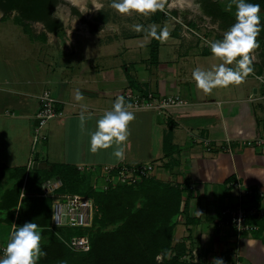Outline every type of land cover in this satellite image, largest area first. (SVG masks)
I'll return each instance as SVG.
<instances>
[{
    "label": "crops",
    "instance_id": "0c3cea01",
    "mask_svg": "<svg viewBox=\"0 0 264 264\" xmlns=\"http://www.w3.org/2000/svg\"><path fill=\"white\" fill-rule=\"evenodd\" d=\"M196 7L204 13L200 5ZM65 10L60 14L64 28L56 33L46 32L42 38L45 46L56 45L61 50L60 66L51 67L39 58L41 66L34 67L28 77L10 75L4 80L13 95L6 98L13 102L9 107L14 110L9 111L8 107L0 111V118L18 115L17 122L27 121V128L33 129L38 96L45 88L57 98L55 107L60 112L44 129L46 139L40 145V155H35L34 160L30 154L27 161L15 167L35 169L34 161L41 158L49 169L52 165L92 166L95 178L101 179L105 165L153 161L154 169L147 178L175 186L181 192L174 241L186 238L188 247L195 249L198 259L203 257L207 264H216L217 258L222 259L223 264H232L236 248L244 264H264V215L250 214L248 222L257 228L239 237L231 225L221 223L224 217L220 216V210L238 206L237 190L230 187L235 180L243 183V189L256 191L251 196H243L242 206L264 210V147L253 142L264 137V81L260 78L264 77V51L254 48L250 53L252 72L257 80L246 78L238 84L204 92L192 78L193 69L198 67L193 50L200 46V40L193 41L191 33L198 27L197 22L187 18L174 24L154 20L147 25V32L124 30L110 34L105 32V27L110 25L102 17H96L98 9L88 6L87 1L73 3ZM178 14L184 16L185 12ZM3 16L0 10V21ZM216 22L222 28L220 20ZM129 24L121 23L118 28L127 29ZM153 27L157 36L151 35ZM162 28L167 29L168 36L161 40L157 37ZM28 32L33 41L40 38ZM3 33L2 36L13 40L8 28ZM262 39L264 41V37L259 38L257 43ZM45 57L50 59L49 55ZM198 62L203 67V62ZM127 90L140 94L149 90L175 94L186 103L171 106L161 113L127 108L134 119L129 122L128 137L123 142V159L113 155L115 145L93 153L89 141L96 120L111 109L118 96L128 105ZM77 91L81 93L79 100ZM167 134H170V143L166 150ZM249 140L252 144H247ZM206 144L211 149H207ZM13 168L0 163V177L9 181L0 193L12 185L10 169ZM5 172L7 176L1 175ZM23 194L22 191L21 196ZM2 223L6 222L0 221ZM12 228L14 224L9 226L7 239L0 241V256Z\"/></svg>",
    "mask_w": 264,
    "mask_h": 264
},
{
    "label": "trees",
    "instance_id": "16d2710c",
    "mask_svg": "<svg viewBox=\"0 0 264 264\" xmlns=\"http://www.w3.org/2000/svg\"><path fill=\"white\" fill-rule=\"evenodd\" d=\"M1 1L6 11L18 10L14 19L27 31L32 22L44 24L39 35L42 37L46 32L56 33L64 28L61 19L52 17L60 0ZM198 1L206 15L212 20H220L222 28L228 29L235 22V4L231 0L226 3L221 0ZM251 2L258 3L264 14V0ZM72 10L78 13L76 8ZM261 26L264 31L263 19ZM169 143L170 134H167L164 139L166 150ZM57 175L62 180L57 192L81 193L93 199L95 211L90 227H51L53 199L40 194L42 183ZM10 177L12 185L0 193V210L6 211L0 221L10 226L33 221L39 226L44 238L40 242L44 255L36 264H207L203 255L198 262L184 258L192 252L186 238L174 241L181 203V192L175 186L145 177L135 185L118 184L104 190L94 188L91 174L70 165H52V169L18 166L10 169ZM13 231L14 228L11 233ZM74 235H88L90 248L87 251L72 249L67 241Z\"/></svg>",
    "mask_w": 264,
    "mask_h": 264
},
{
    "label": "rangeland",
    "instance_id": "374dc122",
    "mask_svg": "<svg viewBox=\"0 0 264 264\" xmlns=\"http://www.w3.org/2000/svg\"><path fill=\"white\" fill-rule=\"evenodd\" d=\"M84 1L88 2V6H92L94 7V9H98L95 12L96 17H102L103 20H106V23L110 26L105 27V32H108L110 34H114L116 31L121 32L124 30H136L134 25L137 24H142V27L139 31L136 30V32H147L149 28L147 25H151L152 21L154 20H158L166 24L170 21L172 24H174V22L177 21L184 22V19L187 18L193 22H197L198 27H194V31L191 32L193 34V41L200 40V46H195V49L193 50L196 55V57H194V53L192 55V57L196 59L195 64L198 65V67L201 69L208 70L212 69L215 65L222 62L218 57H215L211 53L209 44L211 41L219 39H217L216 37L223 36L225 30L221 28L215 20L210 19L208 15H206L205 13L201 14L200 9L196 7L199 5L196 2L197 0H187V2L182 5H179L177 0H159V2L163 4V8L157 9L156 12L150 13L148 15H139L135 12H132L130 14L118 13L114 8L111 7V0ZM221 1L225 3L227 2V0ZM71 3L76 2H73L72 0H69L68 2L63 1V5H61L59 9L60 14H64V12L66 11L65 9L70 7ZM191 9H194V11H191ZM180 11L185 12V15L180 16V14H178V12ZM99 14L101 15L100 17L98 16ZM259 15L261 19L264 20V14L259 13ZM174 17H176V21L174 20ZM13 18L14 16H12V14H4L3 19L0 21V111H3L9 106L13 105V102L11 103V100L6 98L7 96H13L12 92L8 89L9 85L7 84V81H4L7 79V76L24 75V77H28L27 74L33 69H36L34 67L38 68L41 66L39 58H41L46 65H50L51 67L53 66L54 68L59 67L62 63V53L56 45L54 47L45 46L42 36H39L40 38L36 42L33 41L29 35V32L24 28L22 23H19ZM124 22H127V24H131H129L130 26L127 29L118 28V26H120L121 23L123 24ZM132 24L133 27H131ZM20 25H22L24 29ZM7 28L10 30V36L13 37V40H8L7 37L2 36V34H4L3 31ZM29 28L30 34L32 33L34 35H40L41 28L38 24H30ZM24 32H26V34ZM203 35L204 37L206 36L204 40L200 38ZM263 37L264 31L262 30L261 26L259 30V38ZM259 38H256V40H258ZM263 42L264 41L262 39L261 42H259L258 47H256L257 49H259V52L264 51ZM48 55L50 56V59H47L45 57ZM198 61L203 62V67ZM232 66H235L234 62ZM251 67L253 66L251 65ZM254 73H249L244 79H256L254 77ZM7 110L13 111L14 108L9 107V109ZM15 114H17L16 111ZM17 118L18 115H16L15 118H12V116L0 118V163H4L8 166L14 167L15 165L22 164L23 162L27 161L28 159L26 158H28V156L30 157V154L35 157V160L36 156L40 155V145H42L43 142L39 140L35 141L34 127L33 129L27 128V121L23 119L25 121L23 124L22 122H17ZM24 125L26 127H24ZM39 161H42L41 158L39 159ZM150 162L154 163L153 161ZM88 172L89 171L83 173L92 175V178L90 177V179H92L93 186L96 185L94 186V188L103 189L102 180L95 178L94 171H91L90 173ZM1 175L7 176V173L5 172ZM0 182V190H4L5 186L7 187L9 183V181L7 183L1 177ZM231 188L237 190L235 196L238 197V189L235 187ZM5 212L6 211L0 210V214L2 215H4ZM9 226L10 225L7 222L5 224H0V241L7 239ZM177 228L179 232V227ZM43 240L44 238L41 237L40 242H43ZM160 257L161 256H158V259H161Z\"/></svg>",
    "mask_w": 264,
    "mask_h": 264
},
{
    "label": "clouds",
    "instance_id": "9594fccd",
    "mask_svg": "<svg viewBox=\"0 0 264 264\" xmlns=\"http://www.w3.org/2000/svg\"><path fill=\"white\" fill-rule=\"evenodd\" d=\"M235 4V22L223 33L221 39L211 41L210 51L222 62L212 69L204 70L199 67L192 71V78L198 88L204 92L211 91L214 87H227L230 84L240 83L252 72V57L250 53L258 46L256 37L261 28V17L258 14L260 5L251 0H231ZM111 7L118 13L139 15L154 13L162 9L159 0H111ZM139 31L141 25H134ZM151 35L157 36L156 30L151 29ZM168 36L167 29L162 28L157 38L164 39ZM234 62L235 66H232ZM76 99H81L77 91ZM128 106L122 96H118L112 103L110 110L96 120L95 131L90 133V151L93 153L112 145L113 155L118 159L124 157L123 142L128 137V125L134 119V114L127 110ZM81 121L84 116L81 114ZM41 233L39 226L33 221H26L16 226L3 248L0 264H36L40 256L44 255L40 247ZM216 264H223L222 259H215ZM64 264V262H62Z\"/></svg>",
    "mask_w": 264,
    "mask_h": 264
},
{
    "label": "built area",
    "instance_id": "2783aa9c",
    "mask_svg": "<svg viewBox=\"0 0 264 264\" xmlns=\"http://www.w3.org/2000/svg\"><path fill=\"white\" fill-rule=\"evenodd\" d=\"M264 81V77L260 76ZM125 96L129 99L128 108L133 109H152L158 113L164 112L171 106L182 105L186 101L179 95L175 94H157L151 90L145 94L135 93L133 90H127ZM39 106L35 114L36 122L34 125L35 141H43L46 139L44 129L50 119L56 117L60 112L55 107L57 98L49 88H45L38 96ZM257 145L264 147V137L256 138L254 141ZM247 144H252V141H247ZM207 149H211L209 144H206ZM81 172L94 171V167L77 165ZM154 169V164L146 161L141 163L122 162L116 165H105L101 176L102 188L108 189L114 185H135L145 177H150ZM62 185L61 178L57 175L51 179H47L42 183L43 196L52 197L51 205V227L69 226V227H90L92 225L93 214L95 211L94 201L91 197L81 193H59L57 189ZM96 186V185H94ZM230 187L238 189V206L227 207L220 210V216L224 217L221 223L231 225L239 237L240 234L248 230L257 228L256 225L248 222L250 214L264 215V210L246 209L242 206L243 196H251L256 194L253 189H243V183L235 180L230 183ZM67 244L74 250L87 251L90 248V239L88 235H74L70 237ZM1 247V255L3 248ZM235 261L232 264H244L239 258L240 252L235 249ZM187 260L198 262V255L195 249L191 254L184 256Z\"/></svg>",
    "mask_w": 264,
    "mask_h": 264
},
{
    "label": "flooded vegetation",
    "instance_id": "af4514ba",
    "mask_svg": "<svg viewBox=\"0 0 264 264\" xmlns=\"http://www.w3.org/2000/svg\"><path fill=\"white\" fill-rule=\"evenodd\" d=\"M63 1H69V0H60L57 4H56V6L54 7V10H53V12H52V17H54V18H56V19H61V16H60V7H61V5H63ZM199 5H201L200 4V2L197 0L196 1ZM73 3H71V5H72ZM71 7V6H70ZM0 10L1 11H3V13L5 14V15H7V14H12V16H16V15H18V10L17 9H11V10H5V8H3V6H2V1L0 0ZM9 11V12H8ZM62 20V19H61ZM63 22V21H62ZM64 23V22H63ZM31 24H39V25H41V31H42V29H44V24L42 23V22H32ZM40 31V32H41Z\"/></svg>",
    "mask_w": 264,
    "mask_h": 264
},
{
    "label": "water",
    "instance_id": "95a60500",
    "mask_svg": "<svg viewBox=\"0 0 264 264\" xmlns=\"http://www.w3.org/2000/svg\"><path fill=\"white\" fill-rule=\"evenodd\" d=\"M47 166H48V163L46 162V161H34V163H33V168H35V169H37V168H39V169H45V168H47Z\"/></svg>",
    "mask_w": 264,
    "mask_h": 264
},
{
    "label": "bare ground",
    "instance_id": "6f19581e",
    "mask_svg": "<svg viewBox=\"0 0 264 264\" xmlns=\"http://www.w3.org/2000/svg\"><path fill=\"white\" fill-rule=\"evenodd\" d=\"M72 1H73V2H76V3H78V4L84 2V0H72ZM177 1H178L179 5H182V4H184L185 2H187V0H177Z\"/></svg>",
    "mask_w": 264,
    "mask_h": 264
}]
</instances>
